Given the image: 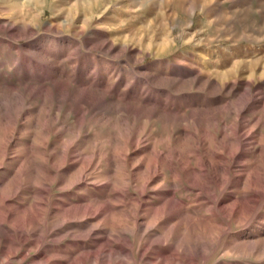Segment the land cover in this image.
Listing matches in <instances>:
<instances>
[{
	"label": "rangeland",
	"instance_id": "obj_1",
	"mask_svg": "<svg viewBox=\"0 0 264 264\" xmlns=\"http://www.w3.org/2000/svg\"><path fill=\"white\" fill-rule=\"evenodd\" d=\"M259 235L264 0H0V264H264Z\"/></svg>",
	"mask_w": 264,
	"mask_h": 264
},
{
	"label": "bare ground",
	"instance_id": "obj_2",
	"mask_svg": "<svg viewBox=\"0 0 264 264\" xmlns=\"http://www.w3.org/2000/svg\"><path fill=\"white\" fill-rule=\"evenodd\" d=\"M172 199V198H171ZM171 201V200H170ZM170 203V202H169ZM164 204H165V202H164ZM173 205V204H172ZM176 205V204H175ZM175 205H174V207H171L172 209L173 208H175ZM167 207H169V206H167ZM170 209V207L168 208V210ZM166 210H167V208H166ZM165 210V211H166ZM170 212V211H169ZM167 214V213H166ZM164 215V214H163ZM169 215H170V213H169ZM168 215V216H169ZM165 216H167V215H165ZM163 219V218H162ZM210 224V223H209ZM150 233H152V232H150ZM151 235V234H150ZM21 238H23V237H25L23 234H21V236H20ZM262 237V235L260 236L259 235V240H257V242H255L254 241V243L255 244H250V243H242V244H240V245H237L236 247H234L233 248V250L234 251H245V250H251V252H253V251H255L256 253H259V254H261L262 255V257H264V237L263 238H261ZM20 238V239H21ZM253 243V242H252ZM153 246V245H152ZM250 247V248H249ZM258 254V255H259ZM260 255V256H261Z\"/></svg>",
	"mask_w": 264,
	"mask_h": 264
}]
</instances>
